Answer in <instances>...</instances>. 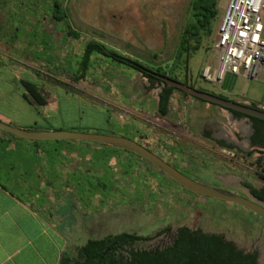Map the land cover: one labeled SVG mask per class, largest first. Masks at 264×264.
Masks as SVG:
<instances>
[{
	"label": "rangeland",
	"instance_id": "rangeland-1",
	"mask_svg": "<svg viewBox=\"0 0 264 264\" xmlns=\"http://www.w3.org/2000/svg\"><path fill=\"white\" fill-rule=\"evenodd\" d=\"M190 2L191 0H66L63 7L67 9L72 28L83 33V37L75 41L65 38L63 25L51 19L53 0H14V25L18 28V36L27 23L47 25L54 45L51 49L55 55H62V58L68 53L80 54L86 41L96 39L145 62L170 65L177 49L179 35L188 19ZM226 2L227 0H219L217 16L212 22V35L203 41V48L191 56L188 80L196 88L222 94L229 100L256 103L264 107V78L238 80L234 90L227 93L201 78L202 68L207 64H215L213 39ZM28 15L29 19H26ZM34 30L35 27L32 32ZM39 41L38 38H31V50L36 48ZM51 49L48 52H51ZM47 60L53 62L52 59ZM97 65L94 74L78 84H72L68 76L63 75L65 86L47 81L42 89L46 99L58 92L60 111L56 123L61 125L63 130L98 134L118 133L117 125H122L127 120L139 119L120 107L112 105L110 109L99 103H156L157 90L147 92L146 82L139 74L128 71L125 76L119 74L110 78L106 75V63L97 61ZM180 65L178 79L184 82L183 64ZM261 72L264 74V69ZM55 73L52 71L53 75ZM128 109L131 110L129 107ZM147 118L153 119L151 115ZM141 121L148 129V137H151L157 127L150 122ZM180 127L182 130L186 129ZM219 129H224L241 139L238 134L240 129L234 123L227 122ZM158 130L167 139L174 137L169 130ZM127 136L132 135L127 133ZM137 136V142L144 144L151 151V144L144 142L148 137ZM35 142L48 149L69 148L71 152L62 157L63 163L79 164L78 179L85 185L88 182L89 193L95 192L97 200H102L95 212L89 213L85 218L81 216L80 210L78 217L73 213V220L78 221L77 227L72 229L75 245L83 246L89 239L121 232L135 233L152 239L164 227L175 228L181 225L192 229L202 228L205 232H220L226 240L243 244L244 233L239 230L245 224L251 226L253 222H262L259 216L253 217V213L241 206L188 194L172 180L156 173L167 183V186L160 188L157 180L148 174L149 170H155L136 155L100 147L91 142L65 144L31 141V145ZM245 152L260 156L258 149L249 148ZM226 155L231 157L229 162L233 169L230 172L233 179L240 178L256 186L262 183L254 173V156L249 157L238 152ZM226 157L216 159L226 161ZM56 158L60 157L51 156L48 159H52L53 163ZM163 159L179 168L187 177L205 186L222 188L214 179V175L218 177V170L208 164L200 166L192 160L186 165H179L173 157ZM125 177L128 178V187L124 183ZM91 184L95 185L94 188L90 187ZM79 190H86V187ZM237 193L247 196L243 191ZM151 239L145 244L152 243ZM72 248L75 249L74 245Z\"/></svg>",
	"mask_w": 264,
	"mask_h": 264
},
{
	"label": "crops",
	"instance_id": "crops-1",
	"mask_svg": "<svg viewBox=\"0 0 264 264\" xmlns=\"http://www.w3.org/2000/svg\"><path fill=\"white\" fill-rule=\"evenodd\" d=\"M31 24L27 25L28 41H11L5 46L0 40V122L29 131L63 130L56 123L60 111L58 92L46 99V105L39 106L27 95L22 82L33 83L41 90L47 81L54 85L64 83V71L76 70L75 61L80 54L68 53L64 59L62 55H55L47 25ZM32 37L40 39L33 50L30 48ZM49 49L51 52H48ZM52 71L56 72L55 75ZM124 72L116 70L115 75L108 77L126 75L127 72ZM258 78L263 80L264 74L260 72ZM99 104L110 109L115 105L138 118L127 120L122 125L116 124L120 131L125 130L135 139L137 135L148 137V129L141 120L157 127L156 132L144 140L145 143L155 142L156 145H151V151L155 154L159 143L171 140L167 149L176 164L186 165L194 160L200 166L208 164L218 170V177L233 179L230 173L233 170L229 162L231 157L226 153L232 154L240 148L227 150L218 146L216 142L225 141L226 137L215 134L227 122L239 126L236 121H231L233 115L228 111L184 99L178 93L173 95L165 118L156 114L157 103ZM149 115L152 120L147 118ZM181 115L186 119L185 130L179 125ZM159 128L171 131L176 137L167 139L159 132ZM226 134L231 136L232 133ZM243 146L248 149L251 145L246 142ZM68 152L71 150L66 147L48 149L36 144L32 146L31 140L0 131V264H60L64 255L72 256L75 249L80 247L75 245L72 238V229L78 225V221L72 218L73 213L78 217L80 210L81 216L85 218L95 212L102 200H97L95 192L89 193L88 182L85 185L78 179L79 164L63 163L62 157ZM51 156L60 158L54 159L52 163V159H48ZM225 156L226 161L216 159ZM127 179L124 178V183L128 187ZM157 182L160 188L167 186L165 181H161L162 185ZM94 186L91 184L90 187ZM83 187L86 190L80 191Z\"/></svg>",
	"mask_w": 264,
	"mask_h": 264
},
{
	"label": "trees",
	"instance_id": "trees-1",
	"mask_svg": "<svg viewBox=\"0 0 264 264\" xmlns=\"http://www.w3.org/2000/svg\"><path fill=\"white\" fill-rule=\"evenodd\" d=\"M65 1L66 0H53L51 19L63 25V34L65 38L78 41L83 37V33L72 28L67 9L63 7ZM218 3L219 0H191L188 19L179 35L177 49L170 65L148 63L110 47L100 40L89 39L83 45L78 60L75 61L76 70H67L64 71V74L68 76L67 78L71 83L77 84L94 74L93 71H95L98 66L97 61H103L108 64L109 68L106 73L107 76L115 75L116 70L125 71L127 73L128 71L137 73L146 82L145 90L147 92L157 90L156 114L160 118H165L168 114L169 103L175 93H178L184 99L190 97L175 88L167 87L160 78L167 77L179 81L178 77L181 71L179 70V67L181 66L180 64H183L185 81L182 83L196 88L188 80L189 61L193 53L203 48V41L210 38L212 35L211 27L212 22L217 16ZM58 84L65 86V83L63 82H58ZM22 85L27 92V95L33 101L39 106L46 105V98L41 89L35 84L27 81H23ZM196 89L205 91L199 88ZM212 94L228 99L222 94ZM190 99L199 103L209 104L195 98ZM251 106L255 107L254 104H251ZM228 112L237 117H246L235 111ZM248 118L251 121L253 128V134L250 138L251 145L264 149V121L252 117ZM117 130L119 131V134L113 132H107L106 134L124 136L137 142L135 136H127L125 130L120 131L118 128ZM53 142L65 144L70 143V141ZM34 144L38 146L39 142H35ZM216 144L227 150H232L234 148L233 146L226 144L224 141H217ZM95 145L104 147L100 144ZM126 153L132 154L129 152ZM246 155L250 156V153ZM158 156L161 157L160 155ZM143 161L145 163L147 162L144 159ZM147 164L155 170V172L148 171V174L151 177L161 182L163 180L160 179L161 177L158 175L160 174L171 181V179L157 170L151 163L147 162ZM171 165L176 168L173 164ZM256 167L260 170L261 173L259 174V177L264 182V159H259L256 162ZM176 169L181 171L179 168ZM244 186L254 197L264 203V185L259 189L254 188L250 184H244ZM159 233L160 231L157 232L156 235ZM150 239L151 237L148 236L126 232L107 235L103 238H92L83 246L77 247L72 256L64 255L60 264H110L122 261L123 255H121V258H116L114 251L123 245L127 246V259L131 258L133 262H138L139 264H258L256 262L255 254L244 253L239 250L233 242L226 241L222 235L208 234L201 230H190L187 227L179 228L172 244L164 250H158L156 252H134L132 248L129 249L133 245L146 243ZM108 248H110V253L108 256L103 257L104 251Z\"/></svg>",
	"mask_w": 264,
	"mask_h": 264
},
{
	"label": "water",
	"instance_id": "water-1",
	"mask_svg": "<svg viewBox=\"0 0 264 264\" xmlns=\"http://www.w3.org/2000/svg\"><path fill=\"white\" fill-rule=\"evenodd\" d=\"M161 81L167 86L175 88L185 93L190 98L205 101L216 105L226 111H235L246 117H252L264 121V110L258 107H252L250 104L224 99L210 92L201 91L189 86L188 84L176 81L167 77H161ZM237 78L234 75L226 74L220 90L222 92H232L236 86ZM0 131L10 134L17 138L31 141H70V142H91L100 144L104 147L122 150L141 157L151 163L157 170L166 175L182 189L196 196L211 198L218 201L232 203L249 210L264 219V203L253 196H241L230 191H225L215 187L205 186L183 174L170 163L150 151L144 145L130 138L112 135L98 134L69 130H40L29 131L0 122ZM238 249H241L238 247ZM258 264H263L258 261Z\"/></svg>",
	"mask_w": 264,
	"mask_h": 264
},
{
	"label": "built area",
	"instance_id": "built-area-1",
	"mask_svg": "<svg viewBox=\"0 0 264 264\" xmlns=\"http://www.w3.org/2000/svg\"><path fill=\"white\" fill-rule=\"evenodd\" d=\"M212 52L215 64H207L201 70L205 82L220 89L226 74L236 76L237 81L256 80L264 69V0H227ZM179 125L186 126L183 115ZM173 136L176 137L174 133ZM170 143L171 140L159 143L156 154L165 159L173 157L167 149Z\"/></svg>",
	"mask_w": 264,
	"mask_h": 264
},
{
	"label": "flooded vegetation",
	"instance_id": "flooded-vegetation-1",
	"mask_svg": "<svg viewBox=\"0 0 264 264\" xmlns=\"http://www.w3.org/2000/svg\"><path fill=\"white\" fill-rule=\"evenodd\" d=\"M13 2H14V0H0V40H1L2 45H5V46H7L11 41L16 42V43H21V42H26L29 39V35H28L29 29L27 28V24H29V23H27L26 26L22 27V32L19 34V36L17 35L18 28L14 25L15 10L13 8L14 7ZM26 19H29V15L27 16ZM24 21L25 20L23 19L22 23H24ZM233 101H236V100H233ZM247 104H250V106H251V104H254L255 107H258V108L264 110V107L260 106L259 104H256V103H247ZM231 121L232 122L236 121L238 123V125H239L238 127L240 129L239 137L241 139H238V137L234 136L233 134L231 136H228L226 134V132L224 131V129H218L217 131H215V134L225 136L226 139L224 142L228 145L233 146V147L240 148L239 150H237V152L242 154V155L248 156L246 154H249V153H246L245 151H247L249 148L254 149V150L258 149L260 156H257V155L254 156V154H252V153H250V156H254V163H253L255 165V172L254 173L262 181V179L259 177V174L261 172L256 167V162L261 158L264 159V149L261 147H258V146H252L250 143V138L253 134V128H252L251 121L249 120L248 117H237L234 115L232 116ZM246 142L251 145L248 147V149H247V147L243 146V144ZM214 179L217 181V183L219 185H221L222 190L230 191V192H233L235 194H238L237 193L238 191H243L247 196H250V195L253 196V195L244 186V184H250L256 189H259L264 185L263 181L261 184L256 186V185H253L250 182L244 181L240 178L225 180L223 177H217L216 178V175H214ZM184 191L187 192L188 194H191L186 190H184ZM254 198H256V197H254ZM249 212H251V211H249ZM251 213H253V212H251ZM258 216L259 215L253 213V217H258ZM260 218L262 219L261 223H259V222L254 223L253 222V224L251 226L245 224L243 226V228L241 230H239L242 234L244 233L243 238L245 240V243L239 244L235 241H231V242H233L237 248L240 247L241 249H239V250L243 251L244 253L255 254L256 255V262L258 263V261H260L264 264V219L262 217H260ZM181 227H187L190 230H201L202 232L208 233V234L222 235L220 232L219 233L205 232L202 228L192 229V228L188 227L187 225H181V226H178L175 228L164 227L160 230L159 234L155 235V237H153L151 239L152 243H150V244L139 243V244L131 246L129 249L132 248L134 250V252H143V251H145V252H156L158 250H164L172 244L173 240L175 239V237L177 235L179 228H181ZM222 236L226 240L225 236L224 235H222ZM226 241H229V240H226ZM109 253H110V248H108V249H106V251H104L103 257L108 256ZM114 253H115L114 255L116 258H121V255H123V260L118 261V262H114V263H110V264H139L138 262H133L131 260V258L127 259V246L126 245H123L119 249L115 250Z\"/></svg>",
	"mask_w": 264,
	"mask_h": 264
}]
</instances>
